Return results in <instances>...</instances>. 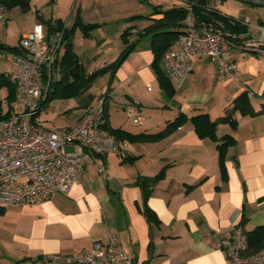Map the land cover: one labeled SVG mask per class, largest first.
Returning a JSON list of instances; mask_svg holds the SVG:
<instances>
[{"label": "crops", "instance_id": "1", "mask_svg": "<svg viewBox=\"0 0 264 264\" xmlns=\"http://www.w3.org/2000/svg\"><path fill=\"white\" fill-rule=\"evenodd\" d=\"M113 1L114 15L124 20L107 62L99 63L105 49L112 45L108 36L100 40L97 54L82 48L83 42L72 40V50L88 74L110 65L120 55L124 48L122 34L128 29L126 38L136 46L109 78L108 86L110 72L103 73L106 94V87L101 88L88 103H73L66 111L71 116L60 126L47 127L38 120L45 106L36 121L48 130H65L100 94L106 96L104 109L111 129L154 134L179 113L186 119L153 140H124L125 159L114 153H90L85 175L66 193H54L32 205L1 206L0 264H77L73 260L77 253L88 251L94 241L110 235L125 253L142 264H230L220 239L228 238L243 220L245 231L264 225V54L254 50L262 48L254 26L264 25V0H204L201 12L209 13L206 9H211L232 22L241 24L244 18L249 22L244 32L232 33L222 48V57L234 66L236 76L218 80L215 66L207 57H191L192 70L181 87H174L172 95L159 85L151 66L154 55L150 35L142 30L151 24L145 17L152 15L155 6L168 9L184 3L175 6L158 0L149 12L137 14L139 0ZM102 3L94 0L93 6L106 8ZM74 7L75 3L71 13ZM35 14L48 30L43 13ZM139 16H143L137 21L140 27L133 21ZM57 18L62 19L52 12L49 20ZM68 22H64L66 27ZM196 22L198 27L207 26ZM176 48L175 41L163 58ZM161 67L164 69L163 63ZM11 72L12 65L9 76ZM242 92L247 94L252 113L237 110L236 128L227 123H218L215 128L217 141L225 135L233 139L223 152L221 165L218 142L199 135L190 117L199 112H206L212 120L223 116ZM112 108L123 110L125 119L112 123ZM139 113L143 118L134 123ZM65 150L73 151L74 147L68 145ZM100 163L104 175L97 171ZM142 176H159L147 199L136 183ZM146 207L154 213V220H147Z\"/></svg>", "mask_w": 264, "mask_h": 264}, {"label": "built area", "instance_id": "2", "mask_svg": "<svg viewBox=\"0 0 264 264\" xmlns=\"http://www.w3.org/2000/svg\"><path fill=\"white\" fill-rule=\"evenodd\" d=\"M183 3L186 15L177 48L162 59L173 87H181L191 72V57H207L215 66L218 80L234 78L236 69L222 57V48L232 32L219 22L198 27L193 12L196 3ZM5 11L0 5V21ZM241 24L249 25L247 18ZM254 29L259 32L257 40L262 45L254 50L264 54V25H255ZM18 46L20 52L9 55L15 106L9 116L0 118V205H32L54 193H66L85 175L90 153L127 157L124 140L116 139L107 129L105 94L95 97L83 116L65 130H48L36 121L50 84L60 77L62 32L49 33L36 21L34 28L20 37ZM142 118L139 113L133 122ZM68 145L74 150H65ZM97 171L104 175L102 163ZM220 245L230 264H264V246L248 254L241 225L234 227L228 238H221ZM73 260L77 264H142L125 253L113 235L94 241L88 251L77 253Z\"/></svg>", "mask_w": 264, "mask_h": 264}, {"label": "trees", "instance_id": "3", "mask_svg": "<svg viewBox=\"0 0 264 264\" xmlns=\"http://www.w3.org/2000/svg\"><path fill=\"white\" fill-rule=\"evenodd\" d=\"M194 1L196 5L193 6L194 15L201 12V8H205L204 0H190ZM0 5H2L6 11L14 6H20L23 10L29 8V0H0ZM213 16V22L211 24L220 23L226 29H229L232 33L244 32L243 24L233 20L227 16L219 15L216 11H209ZM153 15H160L158 18L152 17ZM186 15V10L183 6L181 7H171L168 9H162L160 6H155L151 16L145 17L151 20V24L145 27L142 32L144 34L150 35V47L153 52L154 58L152 61V68L159 82L160 87L168 94L172 95L174 93V87L166 76L164 69H162V58L164 52L170 47V45L175 42L182 32V21ZM143 16H139L142 18ZM41 20V17H37ZM197 21V20H196ZM77 23L81 26L82 32L85 36L88 35V29L91 25L80 24L77 19ZM198 23V22H197ZM48 32L54 33L57 31L62 32L64 50L59 61V72L60 77L58 80L53 81L46 93L45 102L42 104V109L45 104L55 98L62 97L64 99L76 96L84 89L91 86L92 81L98 75H102L105 72H110V79L113 78L114 73L123 63L125 58L129 53L135 48L136 42H129L126 38L128 29L122 34L124 48L120 55L108 66L92 71L86 74L82 64L79 62L75 53L72 50V33L73 29H68L63 20L60 18L54 20H48L45 22ZM0 50H5L9 54H15L20 52L19 46H6L5 44H0ZM4 88L6 90V100L8 102L7 109L3 111L2 100L0 99V118H5L11 114L14 109V84L10 79L9 74L0 73V89ZM106 98V96H105ZM239 110L241 113H252L247 98L246 92H242L236 96L232 102V107L227 110V112L214 120H212L206 112H199L190 117L195 130L202 137H208L212 141L218 142L217 149L219 151L220 164L222 165V155L227 146H229L233 139L230 135H225L220 142L217 141L215 134V128L218 123H227L232 129L236 128V119L234 118L235 111ZM186 116L179 113L173 120L169 121L166 127L154 134H132L126 132L120 128L107 129L111 134L118 140L126 141H150L155 138L161 137L163 134L174 130L176 127L180 126ZM160 176V175H159ZM159 176L155 177H139L136 181L137 185L141 188L144 199H147L154 183L157 181ZM2 207L0 206V212H2ZM145 216L147 220L152 221L155 219L154 213L149 209H144ZM244 220L241 222L243 224ZM247 239V253L252 254L259 251L264 246V225L256 226L255 228L245 231Z\"/></svg>", "mask_w": 264, "mask_h": 264}, {"label": "rangeland", "instance_id": "4", "mask_svg": "<svg viewBox=\"0 0 264 264\" xmlns=\"http://www.w3.org/2000/svg\"><path fill=\"white\" fill-rule=\"evenodd\" d=\"M57 1L58 0H29L30 6L27 10H23L20 6H14L10 8L9 11H5L4 19L0 21V44H5L6 46L11 47L18 46L19 38L27 32L31 31L34 28L36 21H40L36 18L35 11H41L43 13L44 22H47L52 12H54V14H57V16L61 17L64 22L69 21L67 25L68 29H72L74 27L72 33V40H76L78 44L79 42H83L84 45H82V48H84L85 50L89 49L90 52H94L95 54L99 53L97 50L98 48L100 49V46L102 44V41L100 40H102L105 36H108L109 40H111L112 42V45L110 48L105 49L104 54L101 55L100 58V60L102 61H100L99 63L107 62L112 49H114L113 47L116 41H118L120 37L119 35H116L117 29L123 23L124 20L121 15H114V11H112V5L115 2L113 0H103L102 5L106 6V8L99 10L94 8L93 6L94 0H62L61 2H58V5ZM139 1L141 3L138 2V5H140V7H138L137 9V14L149 12L152 7L157 4L155 2H158V0ZM164 1L170 3L171 5L174 4L175 6L183 4V0ZM87 2L89 3V5H87ZM74 3L75 7L71 13V8ZM80 5H82L81 8ZM81 9L83 11H81ZM81 17H83L85 20L82 21ZM87 18L92 21H87ZM77 19L80 21V24L91 25V27L88 29L87 36L83 34L81 26L77 23ZM141 19L143 20V18L133 20L134 22H136L135 24H137L138 27L141 26V23L137 21ZM8 54L9 53L7 51L0 50V73L9 74L11 71V63L8 59ZM109 78L110 75L108 77L107 86L110 84ZM105 79V75H98L92 81L91 86L84 89L76 96L69 97L66 99L62 97H55L49 100L45 105V109L41 112V115L38 120L47 127L60 126L61 124L65 123L66 118H69L71 116L70 112L68 113L66 111L72 108L73 103H88L91 96H95L97 92L101 90V88L106 87ZM151 86L152 85H150V87ZM106 92L107 87L103 93L106 94ZM5 97L6 90L2 88L0 89V99L2 100L3 111H5L8 106V102ZM65 100H67V103L65 102ZM73 109L77 110V108ZM73 109H71V111ZM110 115L112 123H119L123 121L126 116L123 110H116L114 108H112ZM0 233H3L1 222Z\"/></svg>", "mask_w": 264, "mask_h": 264}, {"label": "water", "instance_id": "5", "mask_svg": "<svg viewBox=\"0 0 264 264\" xmlns=\"http://www.w3.org/2000/svg\"><path fill=\"white\" fill-rule=\"evenodd\" d=\"M195 19L205 24H211L213 22V16L206 12L196 13Z\"/></svg>", "mask_w": 264, "mask_h": 264}]
</instances>
